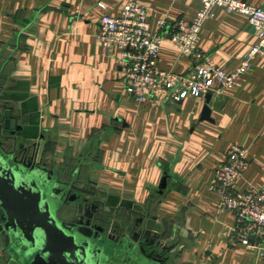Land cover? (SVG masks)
<instances>
[{"label":"crops","instance_id":"0c3cea01","mask_svg":"<svg viewBox=\"0 0 264 264\" xmlns=\"http://www.w3.org/2000/svg\"><path fill=\"white\" fill-rule=\"evenodd\" d=\"M122 1L0 0V114L11 111L24 154L82 193L85 210L95 205L107 233L146 231L153 221L150 236L175 264H264L238 242L234 215L218 210L211 189L233 144L246 149L249 164L238 187L264 185V55L208 103L206 95L168 100L162 90L139 103L126 92L129 60L106 54L96 37L105 14L120 16ZM143 1L153 33L159 20L170 31L202 6ZM240 1L264 9V0ZM256 41L247 17L218 7L198 47L232 73ZM158 67L188 75L194 64L166 36ZM4 246L0 237V264H16Z\"/></svg>","mask_w":264,"mask_h":264},{"label":"built area","instance_id":"2783aa9c","mask_svg":"<svg viewBox=\"0 0 264 264\" xmlns=\"http://www.w3.org/2000/svg\"><path fill=\"white\" fill-rule=\"evenodd\" d=\"M201 8L191 21H180L173 30L165 31L166 19L158 21L160 32L153 33L149 21V7L143 0H123L120 16L105 14L96 34L108 55L118 51L129 60L126 74V92L139 103L154 94L165 92L168 100L182 101L190 96L202 97L235 89L240 80L251 70L253 60L264 55V9L240 0H201ZM102 9L106 6L99 4ZM218 7L247 17L257 41L249 50L242 64L232 73L216 65L198 47V40L205 22ZM176 43L182 55L189 57L193 71L180 75L158 67L159 51L164 39ZM162 87V88H160ZM247 151L233 144L226 153L225 162L214 172L211 189L219 195V211L234 215L232 228L239 243L255 248L264 261V185L247 182L243 189L238 183L248 168Z\"/></svg>","mask_w":264,"mask_h":264},{"label":"water","instance_id":"95a60500","mask_svg":"<svg viewBox=\"0 0 264 264\" xmlns=\"http://www.w3.org/2000/svg\"><path fill=\"white\" fill-rule=\"evenodd\" d=\"M203 114L210 119L207 105ZM0 116V237L16 264H175L150 236L153 221L146 231L107 233L96 208L85 210L88 200L69 199L72 187L24 154L11 111Z\"/></svg>","mask_w":264,"mask_h":264},{"label":"flooded vegetation","instance_id":"af4514ba","mask_svg":"<svg viewBox=\"0 0 264 264\" xmlns=\"http://www.w3.org/2000/svg\"><path fill=\"white\" fill-rule=\"evenodd\" d=\"M74 189H75V187H74ZM75 197H78V198H80L81 200H82V193H80V192H74L73 190L71 191V194L69 195V199H74ZM71 204H73V203H71ZM96 208V210H97V207L95 206V205H92L91 207H90V209H92V208ZM89 212V211H88ZM98 212V211H97ZM101 216V215H100ZM101 217H103L104 218V220L103 221H98V224L99 225H101L102 227H104V228H106L105 226H106V224H107V219L104 217V216H101Z\"/></svg>","mask_w":264,"mask_h":264}]
</instances>
